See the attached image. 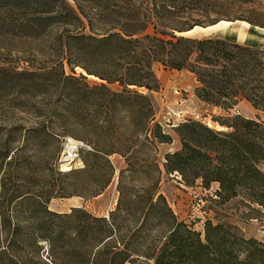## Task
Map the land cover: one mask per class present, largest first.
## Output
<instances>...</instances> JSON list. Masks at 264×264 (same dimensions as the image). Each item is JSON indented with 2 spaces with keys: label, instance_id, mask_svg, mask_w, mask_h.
I'll return each instance as SVG.
<instances>
[{
  "label": "trees",
  "instance_id": "16d2710c",
  "mask_svg": "<svg viewBox=\"0 0 264 264\" xmlns=\"http://www.w3.org/2000/svg\"><path fill=\"white\" fill-rule=\"evenodd\" d=\"M263 1L0 0V39H50L58 65L54 79L36 74L25 85L41 97L53 88L57 125L16 129L19 145L0 159V264H127L134 257L152 264H264V241L210 219L195 231L169 207L159 192L157 144L171 137L155 121L149 95L160 88L154 71L160 64L191 73L194 95L207 105L228 113L244 100L254 109V118L215 119L227 131L180 122L179 148L164 155L162 167L185 187L215 185L213 202L240 199L262 222L264 50L179 34L220 21L264 29ZM75 67L99 82L75 76ZM67 137L86 147L78 150L79 166L61 170L45 156ZM112 157L123 163L117 175ZM114 178L118 199L107 218L84 206L66 213L48 207L53 199L96 198Z\"/></svg>",
  "mask_w": 264,
  "mask_h": 264
},
{
  "label": "rangeland",
  "instance_id": "374dc122",
  "mask_svg": "<svg viewBox=\"0 0 264 264\" xmlns=\"http://www.w3.org/2000/svg\"><path fill=\"white\" fill-rule=\"evenodd\" d=\"M194 19L200 18L195 16ZM237 25L239 24H232L230 27L237 32L239 29ZM252 30L250 29V31ZM217 37L264 50L263 44ZM52 45L50 39L37 41L0 39V159L7 151L13 150L19 145L21 132L16 129L36 126L42 122L52 126L57 125L52 118L53 88L48 87L45 96L41 97L35 86L25 87L32 81H36V74L46 73L50 79L55 78L58 65L53 57ZM62 64L65 75H72L67 63L63 62ZM154 71L160 84L158 91L149 93L155 111V121L171 137V143L157 144V157L162 169L159 192L165 197L178 220L191 224L195 231L202 232L204 221L210 219L213 223L221 222L233 226L245 237H254L264 241V220L261 222L260 219H255V213L250 211V208L240 199L219 205L213 202L215 185L208 190L199 186L185 187L178 182V176L165 174L162 167L164 155L179 146V138L174 128L180 122L185 119H193L214 130L227 131L226 128L221 129L215 119L221 118L222 121H227L228 118L235 115L254 118L255 116L251 114V106L239 102L234 109L226 113L220 108L207 106L195 97L194 88L197 84L194 77L187 72L167 70L160 64L154 66ZM74 73L75 76L79 74L86 76L90 82H99L97 78L86 75L79 67H75ZM66 139L82 142L72 137ZM65 140L63 142L59 140L60 149L58 152L53 149L45 156L46 160L58 164L61 170H66V167L59 165ZM23 157L32 159V161H39L41 158L33 153L24 154ZM111 160L116 167L117 175L123 163L118 157H112ZM78 164H80L79 161ZM1 176L2 171L0 178ZM101 195L98 200L92 198L85 201L79 197L53 199L49 202L48 207L51 211L66 213L73 207L84 206L92 214L107 218L110 213L108 206L113 198L112 186L108 187ZM115 199L116 206L118 192L115 194ZM46 257L47 251L45 250L42 254L43 261H46ZM152 263V259L134 257L127 264Z\"/></svg>",
  "mask_w": 264,
  "mask_h": 264
},
{
  "label": "crops",
  "instance_id": "0c3cea01",
  "mask_svg": "<svg viewBox=\"0 0 264 264\" xmlns=\"http://www.w3.org/2000/svg\"><path fill=\"white\" fill-rule=\"evenodd\" d=\"M232 24H239V25H237L238 28H239L237 32H235V30H233V28L230 27ZM250 29H253V30L250 31ZM208 31L209 32L218 31V34H219L218 36H221V37L235 38V39H239L240 41H250V42H254L256 44H263L264 45V29L259 28V27H253L251 25H248V23H246V22H242V21H239V22H220L217 26H215L214 28L209 29ZM242 31H244V32H242ZM235 43H238V42H235ZM239 44H241V43H239ZM177 72H186V71H177ZM187 73L189 75L193 76L191 73H189V72H187ZM240 103L248 104L244 100L241 101ZM207 106H210V105H207ZM244 106H246V105H244ZM212 107H214V106H212ZM215 108H217V107H215ZM251 114L253 116L256 115V112L254 111L253 108H252ZM178 148H179V146L176 149H174L172 151H169V153L178 150ZM100 196H102V195H100ZM100 196L96 197L94 200H98V198Z\"/></svg>",
  "mask_w": 264,
  "mask_h": 264
},
{
  "label": "built area",
  "instance_id": "2783aa9c",
  "mask_svg": "<svg viewBox=\"0 0 264 264\" xmlns=\"http://www.w3.org/2000/svg\"><path fill=\"white\" fill-rule=\"evenodd\" d=\"M70 143L68 142L66 147L63 148V153L60 155V158H59V165L60 164V161H65V162H71V161H75L76 163H74L72 166L70 167H66V170H69L70 168L72 167H77L79 166L80 164H78V150L79 148H81L80 146L76 145V143H73V146H72V149H71V152L67 153L65 151V149L68 147ZM82 147H86L85 145L82 146ZM63 166V165H61ZM116 185H117V180L116 178H114L112 180V183L110 184V186H112V189H113V198L112 200L110 201V204L108 206V212L112 211L114 209V206H115V202H116V199H115V194H117V191H116ZM109 186V187H110Z\"/></svg>",
  "mask_w": 264,
  "mask_h": 264
},
{
  "label": "bare ground",
  "instance_id": "6f19581e",
  "mask_svg": "<svg viewBox=\"0 0 264 264\" xmlns=\"http://www.w3.org/2000/svg\"><path fill=\"white\" fill-rule=\"evenodd\" d=\"M218 24H219V22L217 24L213 25V26L207 27L206 29H202L199 26H196L195 29L192 32H190L188 34H185V35H188V36H191V37H198V38H201L202 36H218L219 35L218 31H211V32L208 31L209 29L214 28ZM69 143L70 144L65 149V151L67 153L71 152V149H72V146H73L72 140H69ZM64 167H66V166H64Z\"/></svg>",
  "mask_w": 264,
  "mask_h": 264
},
{
  "label": "water",
  "instance_id": "95a60500",
  "mask_svg": "<svg viewBox=\"0 0 264 264\" xmlns=\"http://www.w3.org/2000/svg\"><path fill=\"white\" fill-rule=\"evenodd\" d=\"M216 24H217V23H216ZM213 25H215V24H213ZM213 25H209V26H206V27H200V28H202V29H206L207 27H210V26H213ZM249 25H250V24H249ZM195 27H196V26H195ZM195 27H193V28H191V29H189V30H187V31H184V32L180 33L179 35H180V36H183V37H188V38H198V37H191V36L185 35V34H188V33L192 32V31L195 29ZM203 37H217V36H202L201 38H203ZM69 140H70V139H66V140H65V142H64L62 148L66 147V145H67V143L69 142ZM72 142H73V143H76V145H78V146H80V147L84 146V144H83L82 142H75V141H73V140H72ZM74 163H76V162H75V161H71V162L60 161V164L63 165V166H66V167H70V166H72Z\"/></svg>",
  "mask_w": 264,
  "mask_h": 264
}]
</instances>
